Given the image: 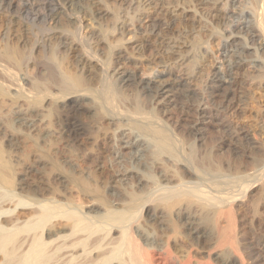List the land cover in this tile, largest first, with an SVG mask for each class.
Here are the masks:
<instances>
[{
    "label": "bare ground",
    "instance_id": "bare-ground-1",
    "mask_svg": "<svg viewBox=\"0 0 264 264\" xmlns=\"http://www.w3.org/2000/svg\"><path fill=\"white\" fill-rule=\"evenodd\" d=\"M50 1L51 0L48 2L49 4ZM120 1L125 3L128 0ZM141 1L145 3L149 0ZM228 1L229 9L227 12L215 6L212 9L213 14H211V17L214 24H217V26L223 24L224 21L226 22L228 17L235 19L230 26L227 22L229 28L227 26V30L221 33L223 41H227L228 38H231L232 41L228 45L220 43L219 46L221 55L224 57H227L230 53L227 62L226 76L231 78L230 76L237 73L242 67L244 61H246L245 59H247L246 56L248 51L254 48L259 36L264 35V6H261L264 0H261V2L259 0L260 3L258 0H253L255 3L258 2L256 5L259 4V7L256 6V9L257 7L259 8L258 11L254 8L255 3L254 6L252 5L254 8L253 13L249 9H241L240 0ZM151 3L152 2L149 1L148 5ZM200 3V0H193L191 2L193 7ZM38 4L37 0H25L23 3L24 13L32 15L37 19L40 15L38 12L39 9L37 8ZM6 5L8 9L14 7V3L12 2H7ZM18 5L19 3H17L15 7ZM53 5L55 6L51 7L49 11H45L44 17L54 18L55 20L63 17L78 20L81 16L83 17V15L89 14V18L91 19L89 23H91V26L93 24L101 26L99 24L106 20L107 17L105 16L108 13L102 7L104 5L100 3V0H62V5H60L59 2H55ZM49 7L46 5L45 8L48 9ZM141 9L135 12L136 14L133 13L135 16L132 14L133 17H131V19L134 18L133 20L138 22V28L142 27V23L147 17V14L141 12ZM145 10L146 9L143 11ZM181 12H184V8ZM118 13L117 15H115V13L112 15L113 17L115 15L114 23H112L113 26H108L109 28L105 26L106 28L104 29H108L109 31L107 30V32L110 35H120L114 38L117 42L114 44V57L128 60L127 56L121 54V40H124L121 34H123V29L129 23L128 21L130 19L128 20V18H124L120 12ZM190 13L183 15V17L186 18H184L185 23L182 24L187 30L189 28V32L194 25L192 19L194 17H191ZM254 18L256 19L255 24L252 20ZM173 20L170 22L152 20L149 24L150 30L148 31L151 37L150 39L143 40L142 45L145 47L154 45L155 52L161 55L163 51L169 48V40L174 41L175 39V41H178V39H176V33L182 30L179 31L181 27ZM76 23L74 24L77 25ZM226 24L224 26H226ZM75 25H73V27ZM78 27L80 28V26ZM106 30L103 32L106 33ZM70 32L74 38L77 36V31H71L70 29ZM71 33H69L70 36ZM222 38L219 39L221 40ZM240 38H242V40ZM180 43L182 44L180 47L185 48V50L188 49L186 52L190 51L193 54L197 53L196 51L200 46L198 42L193 44L188 43L189 45L186 41ZM75 44H77V41ZM85 44L86 46H84L87 47L86 42ZM6 51H8V49ZM28 52L29 51H27V53ZM90 53H88L89 58L85 55L87 61L91 59L93 61L94 55ZM0 56H2V54ZM22 56H26V53L25 55L22 53ZM234 56L236 57L235 59L232 58ZM48 57L50 58L51 56ZM81 58L82 57L78 59V62L81 61ZM0 59L2 61V57ZM6 59H8V57ZM22 59L24 60V58ZM47 59H44V61ZM172 59L174 64L171 60V62L169 61L170 63L166 61V64L163 65L164 67L159 70L156 69V67L158 64H162V60L157 57L153 61L155 69L153 68L152 70L154 72L146 78L136 76V74L122 72L123 74L121 73L120 76L115 79V84H112L114 86H109L106 84V79L104 80L101 78L100 82L102 84L99 83V85L103 86L98 89H96V87L95 89L97 91L93 89L101 100L96 98V93L90 92L95 95V100L92 101H100L101 103H99L101 105L98 104L106 107L105 113H100L101 115L104 114L102 120L106 118L108 120L107 123L110 125H118V128H114L115 132H118L115 139L117 142L119 141V143H116V147L121 150H129V153L131 152L128 157H130V162L133 165L126 163L127 160L124 161L128 164H125L126 166L124 163L120 162L125 168L122 166L120 167L117 163L118 166L113 167V173H115L113 174L114 177L104 178L106 182H104V179L102 180L100 176V174L103 173L102 171H104L102 170L103 168L97 165L90 168L85 166L84 168L82 166V169L76 172L79 173L76 174V176L79 175L77 178H61V181H58L60 182L58 186V194L60 197V201H58V210L56 207L54 209L56 205L53 204L54 206H52V201L49 206H47L48 204L46 203V207L42 203V205L38 207L35 206L36 209L33 207L34 205L32 206L31 203H27L19 196L14 197L8 195L0 197V264H264V151L259 153L254 152L252 156H249L250 160L247 164H243L240 158H238V153H241V151L247 147L251 149H257L258 147L249 141V137H247V133L244 129L236 132V130H232L233 128L231 129L223 125L222 121L224 120L223 116H226L230 111L238 110L245 98L237 93L238 90L235 81L229 80L228 78V80H224L225 78L222 80L219 77L220 75H213L209 77L210 80L207 85L209 89H207L208 93L211 96L210 101L213 113L211 112L212 114L210 115H204L202 111L206 109L203 104L204 102H202L203 98L201 99L202 101L200 99L197 100L193 92L195 89L192 91V89H190L191 87L188 86L190 83L188 79L190 78L183 77V72L185 70L181 68L183 64V66H187V57L185 55L173 56ZM26 60L21 61V63L23 62L24 65ZM42 61L40 62L43 66L44 61L43 63ZM176 61H178V66H181L179 74H177V72L171 80L168 78L163 79L162 76L164 74H172V69L177 68ZM13 64H16V62ZM47 65L45 66L46 69L49 68ZM15 66H13V68ZM53 69L56 73H54L55 71ZM52 70L54 74H50L51 78H48L56 85L53 87L50 83L47 84L45 82L46 79L43 83L55 89L59 88V91L64 93L63 97H65L64 101H66L64 103L62 102L66 107L65 111L61 110V114L58 116L59 121L62 122L59 128V135L73 143L77 149L89 140H92L93 137H91V135L94 133L92 130L95 127L94 124H97L93 122V124L90 123L92 126L86 125L78 115L84 111H94L93 109L97 103L93 106V109H86L81 99L85 98L87 94L77 93V90L83 86L84 81L82 78L75 74L73 75L70 71L68 73H61V71H58V74L56 68H52ZM100 71L97 73L98 76L101 77L103 74L100 73ZM32 75L31 77L33 78ZM45 77H47V75ZM45 77H43V79ZM93 77L95 79V76ZM37 81H39L38 78ZM37 81L35 79V81L32 82V88L33 90L36 88V91L40 90L43 85L42 80L41 82ZM46 81L49 82L48 80ZM89 88L90 87H88V89ZM33 90H31L30 93L27 89L26 95L30 93L32 96H36L33 95ZM90 90H88V92ZM32 96L29 97L31 98ZM115 97L123 101L122 106L115 105L113 102ZM57 100L59 99L57 98L55 102H57ZM198 102H200V104ZM52 104L53 102L51 105ZM98 104L97 106L99 107ZM51 105L50 107L56 108ZM170 106L180 113L181 117L179 124L181 128L179 127V129L177 126L176 128L174 127V122L168 123L169 125L167 124L166 120L168 118L166 115L170 110L168 109ZM102 107L100 109H102ZM105 107H103V109ZM122 107L124 109H119ZM150 108H154L155 113L159 116L156 117L157 114L155 117L152 116ZM192 110H194V113L191 112ZM96 111L95 109V113ZM51 112L50 114H52ZM164 113L165 116L163 115ZM37 114L40 115V113ZM53 114H55V112H53ZM214 114L220 115V117L222 116L220 119L218 118L219 121H217L216 126L225 128L224 136H226V138L222 139V137V140L220 139L221 141L219 140L217 144H214L213 148L210 144V148L209 145H207V147L205 143L207 138H205L206 126L209 123V120H206V118L214 117ZM92 117H90V120ZM54 119L56 118L54 117ZM98 119H100V116ZM11 121L19 126L25 127V129L35 130L36 120L25 116L19 111L15 112ZM91 121H93V118ZM215 122H213L214 125ZM60 124L61 123H59V125ZM174 128L175 133H171ZM183 132L184 134L186 132L188 136H192V146L189 152L185 153V156L183 155L185 149H182V144H179L181 141L179 135ZM236 142L237 146L235 145ZM226 147L232 150V154H235L233 157L228 156L227 153H222V150ZM139 148L144 152V156L142 155L143 157L141 156V158L138 159L135 155L137 151H139ZM13 152L14 151L11 149L9 150V148L8 150L0 151V187L3 186L7 190H10V187L12 188L14 184L12 182L13 173L11 174L12 162H16L18 159V156ZM122 152L124 153V151ZM151 155H162L164 157V160L162 159L163 157L161 158L162 161H156L160 156H155L157 158H153L154 156L150 157L151 159L153 158L152 160L155 159V163L157 164H159L160 161L162 164L164 161L162 165L159 164L161 168L163 167L161 171L155 170V172H153L154 169H157L153 164L154 162H151L155 166L153 170H151L152 167L148 168L141 163L140 168H137L138 170L131 171L133 168H136L135 165L138 166L137 163L140 162V159L142 160L144 157L148 159ZM187 156L190 161L187 159ZM40 160L41 159H39V161ZM143 160L145 161V158ZM116 162L117 161H115L114 164H116ZM131 172L134 173V181L142 185H137V188H131V186L130 190H128L129 184L134 182L130 180L132 177L130 175ZM94 174H99V177H97V175H95V177ZM140 174L148 178L144 183L140 182L144 180L141 176V179L138 178ZM91 175L95 178L91 177ZM115 177H119L118 180L114 179ZM119 180L122 181L123 187L118 186L123 188V190H120L115 183L117 182L119 184ZM128 180L131 182L129 183ZM107 181L109 184H107ZM135 182L132 183V185L135 184ZM163 182L166 183L164 184ZM58 184L59 183H57V185ZM27 185L26 182L21 181L16 189L19 190L20 193L25 191V196L27 193L26 191H29L31 195L34 194V196L42 194L43 188L40 186H36L35 184L34 187H30L28 185L27 188ZM13 189L14 188H12L11 191ZM254 189L257 190V192L251 194ZM19 192L17 195L20 194ZM20 195H23V193ZM29 196L30 195H28V197ZM34 196L31 198L29 197L28 201L32 200L29 202H38L40 197L38 196L39 198L37 199V197ZM11 207H13L12 210L10 209ZM21 217L24 218L22 219Z\"/></svg>",
    "mask_w": 264,
    "mask_h": 264
},
{
    "label": "rangeland",
    "instance_id": "rangeland-1",
    "mask_svg": "<svg viewBox=\"0 0 264 264\" xmlns=\"http://www.w3.org/2000/svg\"><path fill=\"white\" fill-rule=\"evenodd\" d=\"M4 1L0 0V55L2 54V56H0V58L2 57V61L0 59V111H1L0 112V151L8 150V148H9V150L11 149L12 151H14L13 153L18 156V159L16 162L11 161L12 165H13L11 168V174L13 173L12 182L14 183L12 188H14L15 190L13 189L14 191L12 190L13 191L12 192L11 187H10V190L9 189L7 190L6 188H4L2 186V187H0V197H4V196H8V195L14 196V197L19 196V197L23 198L27 203H31L32 206L34 205L33 207H35V206L38 207V206L42 205V203L45 206L47 204H48L47 206H49L50 203L53 202L52 206H54L53 204H55L56 206H54V209L56 207L58 210V208H59L58 207V205H59L58 201H60V197L58 194L59 193V189H58L59 187L58 186L60 185V182H58V181H61V178H67V179L77 178L79 175L76 176V174H79V173H76V172H78L80 169H82V166L90 168V167H94L97 165V166H100L101 168H103L102 170H104L106 172L105 173L104 171H102L104 174L103 173L100 174L101 179L103 180L106 177L107 178L108 177H114L113 174H115V173H113L114 172L113 167L120 165V167L122 166L123 168H125V166L128 164L133 165L130 162V160H131V159H129L130 157H128V155L130 156L131 152L129 153V150L128 151L127 150H121V149H118L116 147V143H119V141L117 142V140L115 139L116 134L118 135V132H115L114 128H118V125L117 126L114 125V126H116V127H114V126L110 125L109 123H107L108 120L106 118H104L102 120V118H103L102 116L104 114L101 115L100 113H105L106 107L102 105L103 107H105L103 109V107L100 106L101 105L100 101H99L100 102L99 103L98 101L96 102V101H92V100H95V97H94L95 95H96V98L98 100L100 99L97 96V93H96L97 90L96 89L103 86V85H99V83L102 84L100 82L101 78H103L104 80L106 79L107 83L106 82H104V83L108 84L109 86L112 84H115V82H116L115 79L117 77H119L122 72L123 73H129V74H136V76L146 78L154 72L152 70L153 68L155 69L153 61L157 57L162 60V64H158V66L156 67V69H159V70H161L164 67L163 65L166 64V61H168L167 63H170L171 61L173 63V59H172L173 56L176 57V56L185 55L187 57L186 62H188L187 63L188 67L183 66L184 64L182 65V68H181V66L179 67L178 63H177L178 61H176L177 68L174 69L172 67L173 68L172 74L171 73L169 75L164 74L162 76V78L163 79L168 78L169 80H171L172 77H174L177 72H178L177 74H179L180 68L182 70H185L183 72V77L184 78H190V79H188V82H190L188 86L191 87L190 89H192V91L195 89L193 92H194L195 96L197 97V100H199V99L201 100L203 98V101L202 100L201 101L204 102L203 104H204L205 109H206V110L202 111V113H204V115H210L213 113V110L211 107L212 105H211V101H210L211 96L208 93L209 89L207 88V85H208L209 80H210L209 77H211L213 75H217V76L220 75L219 77L222 80H223V78H225L224 80L229 79V80L235 81L236 82V88L238 90V91L236 90L237 93L241 94V96H243V98H245L246 100L245 99L243 100L244 102H242L241 107H239L238 110L230 111L228 114H226V116H223V119H224V120H222L223 125H226L227 127L231 128V129L233 128L232 130H234V131L236 130V132L241 130V129H244L247 133V137H249L248 138L249 141L254 143L258 147L257 149H251V148L247 147L243 151H241V153H238V155H239L238 158H240V160L243 162V164H247V162L250 160L249 156H252L254 154V152L259 153L261 151L262 152L264 151V35H260L259 38L257 39V43H255V45H254V48L252 50L248 51L247 56H246L247 59L244 58L246 61H244L242 67L237 71V73L232 74L230 76L231 78L226 76L227 62H228V59H229L228 57H229L230 53L228 54L227 57H224L223 55H221V51L219 50V46H220V43L228 45L232 40H231V38H228L227 41L226 40L223 41L221 33H224L225 32L224 30H227L228 23L230 26V24L233 23V21L235 19L228 17L226 22L224 21L223 24H221L220 26H217V24H214L213 19L211 17V14H213L212 9L215 6L220 8L222 11L227 12L229 9V4H228L229 1L228 0H200L201 3L199 5L194 6V7L191 4V2L193 0H149L150 2H152L150 5H148L149 1H147L148 3L147 2L144 3L141 0L140 1L139 0H128L125 3L121 2L120 0H100V3L102 5H104L102 7L106 10V12H108L105 16V17H107L106 20L102 21L99 24L102 27L97 26L96 24H93L92 25L93 27H92L91 23H89L90 22L89 20H91L89 18V14L83 15V17L81 16L80 18H78V20L67 19L66 17H63L61 19L58 18L57 20H55L54 18L51 19L50 17H44V14L47 11H49V9L51 7L55 6V5H53V3L59 2L60 5H62V0H51L50 4L48 3L49 0H37L39 3L37 8L40 10V11L38 10L40 15L37 19H35L32 15H27L24 13L23 3L25 0H23V3H22V0L21 1H19V0H6L5 2ZM187 1L190 3H188ZM254 1H257V0H254ZM254 1L253 0H250V1L240 0L241 6L240 5L239 6L241 7V9H249L253 13L254 12L253 9L254 8L256 9V6L259 7V4L256 5L259 2V0L256 3ZM7 2L14 3V7H15V5H17V3H19V5L15 8L13 7L14 9L13 8L8 9V6L6 5ZM43 2L47 5V7H49V6L50 7L48 9L45 8L46 5ZM139 2H140V4H139ZM177 2H179V3H177ZM260 2H261V0H260ZM254 3H255V6H254ZM248 5H250L251 7ZM252 5L254 6V8ZM137 6L138 7L140 6V7L138 8ZM261 6H264V3H263V5L261 4ZM258 7H257L256 11L259 10ZM183 8H184V12H181ZM45 9H47V10H45ZM139 9H141V12L147 14L146 15L147 17L144 19V21L142 23V27H140V28H138V26H139L138 22L134 21L133 20L134 18L131 19V17H133V15L135 16V14H136L135 12L139 11ZM144 9H146V10L143 11ZM41 10H42V12H41ZM185 11H187V12H185ZM118 12H120V14L124 16V18H128V20L130 19V20L134 21V22H132L129 20L128 21L129 23L123 29V32H122L123 34H121L122 37L124 38V40H121V45H122L121 54H124L125 56H127L128 60H123V59L114 57V53H115L114 52L115 51L114 44L117 43L114 38L117 36H120V35H117V36L115 34L110 35L107 32L108 29L107 30L104 29L108 26H110V27L113 26L112 23H114L115 15L119 14ZM113 13H115L114 17L112 16ZM133 13H135V14H133ZM187 13L188 14L190 13L191 17H194V18H192L194 25L190 29V32H189V28L187 30V28L185 26L183 27V25H182L185 23L184 18H186V17H183V15H186ZM31 16H32V18H31ZM64 18H66L67 20ZM28 19H30V20H28ZM154 19L157 21L159 20L160 22H162V21H165V22L169 21L170 22L174 19L173 21L176 22V24H178V26L181 27V28H179V31L182 29L180 32L176 33L177 34L176 39H178V41L177 40L175 41V39H174V41L169 40V42H170L169 48H167L165 51H163L161 53V55L155 52L156 50L153 47L154 45H152L150 47L146 46L148 49L142 45L143 40L148 39V38L150 39V37H151V36H149V32H148L150 30L149 24ZM69 20H71V21H69ZM72 20H74V21H72ZM252 20L254 21L253 23L255 24L256 19L254 18ZM76 22H78V23H76ZM58 23H59V25H58ZM74 23H76L77 25H75ZM224 23L225 24L227 23L226 26H224L225 25ZM65 24H67L70 27H68ZM73 25H75V26L73 27ZM78 26H80V28ZM229 26H228V28H229ZM70 29H71V31L75 30L78 32L77 36L75 38L72 35V33L70 32ZM137 29H138V31H137ZM104 30H106V33L103 32ZM221 30H222V32H221ZM37 31H38V33H37ZM69 33H71V36L69 35ZM79 33H80V35H79ZM72 37H73V40H75V39H77V40L73 41ZM239 37H242V36H239ZM219 38H222V39L220 40ZM240 39L242 40V38H240ZM181 40L184 42L186 41L187 44L188 43L193 44L195 42H198V44L200 46L196 51L197 53L193 54L190 51H188L189 53L186 52L188 49L185 50V48L180 47V46H182V44L180 43V42H182ZM192 40H193V42H192ZM76 41H77V44H75ZM85 42L87 43V47H85L86 46ZM82 44H83V46H82ZM206 44H208V45H206ZM105 48H106V51H105ZM7 49H8V51H6ZM150 49H151V51H150ZM52 50H53V52H52ZM27 51H29V52L27 53ZM86 51H87V53H86ZM22 53L24 55L26 53V56H22ZM88 53L94 55L93 61H92V59L90 61L86 60L85 57L86 56L88 57ZM5 54H7V55H5ZM19 56H21V57H19ZM48 56H51V57L49 58ZM77 56L79 58L82 57L80 62H78L79 58ZM7 57H8V59H6ZM30 57H31V59H30ZM39 57H41V58H39ZM22 58H24V60L27 59L25 61L24 65H23V62L21 63V61H24ZM188 58H189V60H188ZM232 58L235 59L236 57L234 56ZM9 59H10V62H9ZM16 59L18 62L19 61L20 62L18 63L16 61ZM42 59H43V61H44V59H47L49 61V63L47 60H45L43 63ZM34 60H36V61H34ZM37 60L42 61L43 66H42L41 62L37 61ZM15 62H16V64H13ZM51 62H53V63H51ZM10 64H11L12 68H11ZM21 65H23V66H21ZM46 65L49 68L46 69V67H45ZM13 66H15V67L19 66V67L13 68ZM54 66H56V67H54ZM8 68H9V70H8ZM52 68H56L58 74L60 71H61V73H68L70 71L71 73H73V75L75 74V75L79 76L80 78H82L84 83H83V86H81L82 89L79 88L77 90L78 91L77 93H84L85 95L87 94L85 98L81 99V101L84 102L83 104H85L86 109H91V108L93 109V106H95L96 103L100 104V105L98 104L99 107L96 104V106L93 109L94 111H91V112L84 111L78 115V117L86 125L92 126L91 124H93V122L97 123V124H94L95 130L94 129L92 130V132H94L91 135V137H93L92 140H89L84 145L80 146L79 147L80 149L77 148L79 151L76 149V146L73 143H71L69 140H66L65 138L60 137V135H59V130H60L59 128L61 127L62 122L59 121L58 116H59V114H61L60 113L61 110L65 111L66 107L63 103L66 101H64L65 100V97H63L64 93H62V91H59L60 90L59 88H56V89L53 88L56 84L52 83L51 79L49 80V78H51L50 74L56 73V71L54 69L53 70L55 72L54 73L52 72L53 71ZM43 70L46 72H44ZM49 70H51V71H49ZM65 70H66V72H65ZM99 71H100V73L103 74V75H101L99 73L101 75V77L98 76L97 72H99ZM148 72H150V73H148ZM215 72H216V74H215ZM24 73L27 75L29 74L30 76L29 75L27 76ZM42 73H45V74H42ZM31 75L33 76V78L34 77H36V78H34V80H33ZM46 75H47V77H45ZM93 76H95L96 80H98V79L99 80L96 81ZM104 76H105V78H104ZM23 77H25V78H23ZM28 77L29 78L31 77L32 79L30 78L31 79L30 80ZM43 77H45V78L43 79ZM96 77L97 78L100 77V78L97 79ZM37 78L39 79L40 82L42 80L43 85L41 84L42 86H41L40 90L36 91V88H34L35 90H33V88H32V82L35 81V79L37 81ZM45 79L48 80L49 82H47ZM44 80L47 84L50 83V85L53 87L48 85L49 86V88H48V86L45 83H43ZM39 81H37V82H39ZM26 82H27V84H26ZM96 82L98 83V85ZM112 86H114V85H112ZM88 87H90L91 90H90V88L88 89ZM44 88H47V89H44ZM27 89L29 90L28 92H30V93H31V90H33L34 91L33 95H36V96H32V94L29 93L30 95L29 94L28 95L32 96L30 98L28 95H26ZM41 89L44 91H42ZM93 89H95L96 91H93ZM88 90H90V91L88 92ZM239 90H240V92H239ZM37 92H39V93H37ZM90 92L91 93L93 92L96 94L94 95V94H91ZM126 92H128V91H126ZM92 96L94 99L92 98ZM201 96H203V97H201ZM14 98H16V99H14ZM55 98L59 99V100H57L58 103L55 102V100H56ZM204 98H206V99H204ZM50 101L53 102L52 105L56 108L50 107V105L52 103ZM113 102L115 103V105H119V106H122V103H123V101H121V99L118 97L117 98L115 97ZM198 103L200 104V102H198ZM55 105H57V106H55ZM152 106H153V104H152ZM101 107H102V109H100ZM46 108H48V109H46ZM50 108H52V109H50ZM240 108H242V109H240ZM57 109H59V110H57ZM95 109L97 110L96 113L98 115L95 113ZM119 109H124V108L122 107ZM150 109H151L150 113L152 114V116L155 117V115L157 114V113H155V109L154 108H150ZM168 109H170V110H169L168 114L166 115V117L168 118L166 120L167 124L174 122L173 125L175 124L174 125L175 128H176V126L178 127V129H179V127L181 128V125L179 124V120L181 117L180 113L177 112L176 109L171 108V106ZM51 110H52V112H51ZM98 110H99V112H98ZM17 111H19L20 113H23L25 116H28V117L36 120L37 124L35 123V130H29L27 128L25 129V127L19 126L16 123H14L13 121H11V118H13V116L15 115V112H17ZM63 111H62V113H63ZM50 112L52 114H50ZM53 112H55V114H57V115L53 114ZM152 112H154V113H152ZM191 112L194 113V110H192ZM37 113H40V115ZM41 114H42V116H41ZM83 114H84V116H83ZM91 114H93V115H91ZM36 115H38V116H36ZM163 115L165 116V113ZM44 116H45V118H44ZM92 116L96 117L97 119L100 116V119L97 120L96 118H94ZM158 116L159 115L157 114L156 117H158ZM54 117L58 120L54 119ZM90 117L93 118V121H91L92 118L90 120ZM221 117H220V115L214 114V117L206 118V120H209L210 124L208 123L207 124L208 127L206 126L207 130L205 132V138L207 137L208 140L206 138L205 143H206V146L209 145L210 148H211V146L213 148V145L217 144V142H219V140L222 137H223L222 139L226 138V136H224L225 135V133H224L225 128L216 126L217 121H219L218 118L220 119ZM88 121H90V122H88ZM211 122L212 123L215 122V125H214V123L212 124ZM59 123H61V124L59 125ZM104 128H106V129H104ZM175 128L172 129L174 132L172 131L171 133H175ZM220 129H222V130H220ZM213 134H214V138H213ZM37 135H38V137H37ZM39 135H41V136H39ZM179 137L181 139L179 144L180 145L182 144L181 148L185 149V151L183 152L184 154L183 153L182 154L185 156L186 155L185 153L189 152V150L192 146V136H188L186 132H185V134L183 132L182 134L179 135ZM32 140H34V141H32ZM210 144H211V146H210ZM235 145L237 146V142ZM224 149L222 150V153L223 152H224V154L227 153L228 156H232V157L235 155V154H232L233 152H232V150H230V148L226 147ZM120 151L121 152L124 151V153L123 152L121 153ZM143 154H144V152L141 151V148H139V151H137L135 157H137L139 159V158H141V156ZM138 156H140V157H138ZM152 156H154L153 158H157L158 156H160L159 159L158 158L156 159V161L161 160V158L163 157L162 155H151L148 157V159H146V157H144L146 162L143 160L144 158H142V160L140 159V162L137 161L138 166L135 165L136 168H133L131 171L138 170L140 168L141 163H143V165L147 166L148 168L152 167L151 170H153L156 166L157 169H154L153 172H155V170L161 171V169H163V167L161 168L160 165H162L164 161L161 164V161H162L161 160L159 162V164H160L159 165V164L155 163L156 162L155 159L152 160L153 158L152 159L150 158ZM155 156H157V157H155ZM39 159H41V160L39 161ZM162 159L164 160V157ZM187 159H188V156H187ZM126 160H127L126 163H128V164H126L124 162ZM115 161H117L116 164H114ZM120 162L124 163V165L125 164L126 165L123 166V164H121ZM151 162L152 163L154 162L153 164L155 166ZM117 163H118V165H117ZM90 165H92V166H90ZM159 166H160V168H159ZM67 167L70 169H68ZM72 167L73 168L75 167L74 169H76V170H74ZM111 168L113 171L111 170ZM74 173H75V175H74ZM95 175H97V177H99L98 176L99 174H94V176ZM130 175L132 176V177L131 176L130 177L133 179L132 180L130 178V180L134 181L135 180L133 178L134 173L131 172ZM94 176L91 175V177H94ZM140 176L144 179V180L140 181L141 183L142 182L144 183V181H146L148 179V178H146V176L144 177L141 174L138 176V178H140ZM118 178L115 177L114 179L118 180ZM19 180L26 182V185L28 183V185L30 187H34L35 184H36V186H40L41 188H43L42 194L34 196V194L31 195L29 193V191H26L27 193L25 196L24 195L25 191L20 193L19 190L16 189L17 186H19V183H21V181H19ZM130 180H128L129 183L131 182ZM104 182H106V179H104ZM134 182H132V183H134ZM57 183H59V184L57 185ZM115 183L117 184V187L122 186V181H120V180H119V184L117 182H115ZM120 183H121V185H120ZM132 183L129 184L130 186H128L129 187L128 190H130L131 186H132L131 188H134V187L137 188V185L138 186L142 185V184L139 185V183H137V182H135V184H133V185H132ZM163 183L165 184L166 182H163ZM107 184H109L108 181H107ZM28 185H27V188H28ZM119 189L123 190V188H121V187H119ZM5 191H7V192H5ZM18 192L20 194L23 193V195H20V194L17 195ZM256 192H257V190L254 189L251 194H255ZM27 194L30 195L29 196L30 198L33 196L37 197V199L39 197L40 198H39L38 202H29L32 200L28 201L29 197ZM48 198H50V199H48ZM10 209L12 210L13 207H11ZM21 218L23 219L24 217H21Z\"/></svg>",
    "mask_w": 264,
    "mask_h": 264
}]
</instances>
